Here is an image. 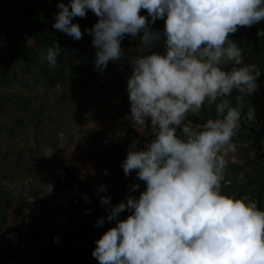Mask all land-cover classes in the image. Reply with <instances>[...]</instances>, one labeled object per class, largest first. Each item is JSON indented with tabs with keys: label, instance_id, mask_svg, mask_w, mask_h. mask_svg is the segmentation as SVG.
<instances>
[{
	"label": "clouds",
	"instance_id": "clouds-1",
	"mask_svg": "<svg viewBox=\"0 0 264 264\" xmlns=\"http://www.w3.org/2000/svg\"><path fill=\"white\" fill-rule=\"evenodd\" d=\"M56 8L52 28L74 40L82 38L74 18L89 10L98 18L84 29L95 48L93 70L103 74L110 61L128 60L126 118L153 137L142 147L133 139L120 164L125 177L134 171L144 182L139 195L132 193L140 184H131L113 205L110 195L99 196L106 186L97 189L107 216L94 226H115L94 241L91 256L98 264H264V208L248 195L221 192L233 137L242 124H257L244 96L260 87L255 65L242 63L243 49L229 34L264 21V0H68ZM157 19L162 31L150 27ZM126 35H139V55L123 51ZM161 43L162 54L153 50ZM60 55L54 41L41 58L55 68ZM234 90L235 105L228 99ZM206 105L215 106L216 117L192 119Z\"/></svg>",
	"mask_w": 264,
	"mask_h": 264
},
{
	"label": "trees",
	"instance_id": "trees-1",
	"mask_svg": "<svg viewBox=\"0 0 264 264\" xmlns=\"http://www.w3.org/2000/svg\"><path fill=\"white\" fill-rule=\"evenodd\" d=\"M61 2L67 4L68 0H0V67L20 66L21 71L29 72L32 67L37 66V70L45 82V90H49L63 81H74V79H78L77 76H80L79 81L83 83L87 78L94 76L95 73H98L97 83L103 93L116 88L118 81L112 74L106 73L111 61L104 69L103 74L93 70L95 48L91 45L92 37L85 33L84 29H91L98 18L90 10L84 18H74L72 22L78 23L82 32V38L74 40L59 30L52 28L54 23L53 16L58 11L56 4ZM143 13L147 14L146 10L141 9L139 14ZM150 27L154 31H162L164 21L157 19ZM229 38L236 42L243 51L255 47L264 49V21L251 27L239 26L236 33L229 34ZM54 41L59 44L60 56L71 60L72 67L68 76H64L61 67L51 72L44 63L37 65V61L42 60L41 53L45 52L46 48ZM253 61L251 63V65H255L253 74L257 76V83L260 87L251 96L247 97L245 95L243 102L246 105L250 103L255 108L257 124H242L236 136L233 137V141L239 144L240 149L244 153V162L246 164L248 159H250V152H252V160H250L248 165L250 172L244 183L240 178V171L226 167L225 180H229L230 185L223 187L221 192L236 197L248 195L256 200L264 173V152L262 149L264 144V62L260 56H255ZM4 80H6V76ZM236 95H239V93L234 90L232 96L228 97V99L232 100L233 105L236 103L234 100ZM22 100L24 106L20 109L27 110L28 104L36 100V97L34 95L27 96ZM3 107L4 105L0 103V112ZM210 117H216L214 105H206L198 117L190 118L203 122ZM90 135L92 136L93 134ZM91 149L92 154L89 159L100 155L101 150L99 148L91 146ZM120 149V143H116L113 154L104 160L103 168L107 174H103V181H108V183L116 187H121L124 193L131 184L138 183L140 184V188L137 190L139 195V192L144 190V182L135 179V177H125L121 173L120 163L123 157ZM21 197L19 193L13 194L12 192H7L0 197L1 221L6 220V217L9 216L15 217L21 212L24 205ZM93 200L100 201L99 199ZM261 208H264V192ZM45 209H47V218L49 219L51 212L48 204ZM89 209L91 211H87ZM98 212L103 213L105 211L98 206ZM95 215H97L96 211H93L90 207H85L81 210L75 222L82 231H74L71 236L66 235L61 243L63 246L66 245L65 250H58L60 246H55L50 242L49 234H51V231L54 232L55 229L50 226L48 220L36 221L24 230V218L20 216L10 246L0 251V264H42V262H46V264H88V259L91 257L93 250H83L74 254L70 251L68 244L74 237H83L86 234L101 232L100 227L94 226L97 221ZM127 215L128 212L125 211L123 215L120 214L119 219H125ZM22 231L24 232L22 233ZM43 233L47 236L46 241L41 239Z\"/></svg>",
	"mask_w": 264,
	"mask_h": 264
},
{
	"label": "rangeland",
	"instance_id": "rangeland-1",
	"mask_svg": "<svg viewBox=\"0 0 264 264\" xmlns=\"http://www.w3.org/2000/svg\"><path fill=\"white\" fill-rule=\"evenodd\" d=\"M121 47L127 56L139 55V35L135 38L126 35L121 42ZM153 50L162 54V43ZM255 56H260L264 62V49L255 47L243 51L242 63H253ZM42 63L47 65L46 61H37L38 66ZM57 63L58 65L55 68H50L47 65L49 70L53 72L61 67L64 76H68L72 67L71 60L58 56ZM19 67H0V103L4 105L0 112V158L3 157L0 160V197L7 192L18 194V190L25 187L26 174H29L25 172V169L29 166L30 160L24 156L23 151H32L27 150V148L32 147L31 144L35 145L37 149L39 145H43L48 150L50 149L51 141L58 143V147L55 150L57 154H60L59 158H57L59 159L60 170L56 174L55 181L59 173L64 171L65 183L69 176L74 171L76 172L78 167L76 164L77 159L82 161L81 156L83 154H85V162L88 165L93 163L87 154L88 151L92 152L91 146L101 150L98 157L103 163L115 151L116 143H120V151L124 159L127 154V148L133 139L139 138L141 144L138 147H142L146 140L153 138L150 134L141 136L126 118V114L130 111L126 85L127 77L131 74L127 59L111 62L106 73L112 74L116 78L118 86L104 93L98 87V73L87 78L83 83H80V76H77L78 79H74V81H63L56 84L53 88L45 90V82L40 76L37 66L32 67L29 72L21 71ZM5 76L6 80H4ZM35 77L37 78L34 79ZM32 95L36 97V100L28 104L27 110L20 109L24 106L22 99ZM17 121L19 122L16 123ZM50 125H52V128ZM44 126L46 128L50 127L49 132L48 135L45 134L43 138L41 137L39 141L38 130L44 129ZM93 128H99L100 131L94 130L91 133L93 134L92 136L90 134L84 135L88 129ZM8 129L10 130L8 131ZM82 135L83 137H81ZM51 136L55 139L51 138ZM38 142L39 144H37ZM234 143L236 151L235 153H229L230 159L227 168L240 171V178L245 183L250 172L248 165L250 160H252V152H250V159H248L246 164L243 151L237 142L234 141ZM86 145L87 147L84 149L83 147ZM262 149L264 152V144ZM67 151L69 152L66 154ZM32 152L31 154H34V151ZM64 154L65 156H63ZM67 164L70 169L68 171L67 167H64ZM48 170L44 164L41 174L47 173L49 176L51 172ZM121 173H123L122 168ZM128 177H135V172L133 171ZM44 178L46 177H41V179ZM55 181L51 185H54ZM107 183L108 181L103 183L107 188V191L103 193L111 196L113 205L119 203L129 194V189L124 193V190H121L120 187ZM66 186H68L67 183L62 187L64 194ZM116 191L120 192L119 198L115 197ZM132 194L135 195L136 193ZM34 210L35 208L32 209L34 212L32 218L26 222V225L24 223V230L36 220H48V216H45L44 211L37 215ZM124 213L122 212L121 215ZM41 214H44V216L41 217ZM98 214L101 213L98 212ZM19 219L20 215L6 217L4 221L0 220V251L10 246ZM32 219H35V221ZM104 224L105 226H115L113 222L106 221ZM68 225L69 223L63 228L57 229V231L54 230L55 233L49 236L53 245L60 246L58 250H65L66 245L63 246L61 243L66 235L65 229ZM58 234L61 235L62 240L59 243H54L53 237H57ZM46 237L43 233L41 239L46 241ZM76 248L80 249L81 246L77 245ZM92 261L93 264H98L95 258ZM42 264H46V262H42ZM90 264H92L91 261Z\"/></svg>",
	"mask_w": 264,
	"mask_h": 264
},
{
	"label": "crops",
	"instance_id": "crops-1",
	"mask_svg": "<svg viewBox=\"0 0 264 264\" xmlns=\"http://www.w3.org/2000/svg\"><path fill=\"white\" fill-rule=\"evenodd\" d=\"M50 126L52 128V125ZM49 128H50L49 126L47 128L44 126V129L38 130L39 141L41 140V137L43 138L45 134L48 135ZM94 130L100 131L99 128L88 129L84 135H89L93 133ZM81 137H83V135ZM51 138L55 139L53 136H51ZM51 142H52L51 146H49L50 149L48 150L43 145H39V148L37 149L35 145L31 144L32 147L27 148V150L34 151V154H31L33 153L32 151L30 152L23 151L24 156L30 160L29 166L27 167V169H25V172L29 173V174H26V180L24 182L25 187L21 190H18L24 202L21 212H19L20 214L18 215L24 218L25 225H26V222L30 220V218H32V215L34 213L32 209L34 208H35L34 211L41 210V211H44L45 216L47 215L45 208L49 202L50 195L45 190L44 186L52 184L55 181L56 174L60 170L59 169L60 168L59 159H57L59 158L60 154H57L55 150V148L58 147V143L57 142L53 143V141ZM37 144H39V142ZM87 145L83 148L85 149ZM51 147L54 148V150H52ZM68 152L69 151H67L66 154ZM87 154L88 156H91L92 152L88 151ZM84 155L85 154L81 156L82 161L77 159L76 164L78 165V167L76 168V172L74 171L71 174V176H69V178L67 179V182L64 183L63 181L62 183V187L66 185V183L68 185L64 188L65 189L64 192L67 196L68 203H69V208L67 212V223H66V225L68 223L69 225L66 228L67 230L65 229V234L68 236H71L74 231H77V232L82 231V229L78 226L75 220L79 217V214L83 208L90 207L93 211H96L97 215H95V218L97 220L102 216L104 217L107 216V212L105 211L106 206L101 204L100 201L97 202L96 200L95 201L93 200V199H99V196L108 195L107 193H103V192L99 193V196L96 195V192L99 186L106 182V181H103V178H102L103 174H105L103 163L101 162V159L98 157L99 155H97L91 160L93 161V163L88 165L87 162H85ZM63 156H65V154ZM44 164L46 165V168L49 169L48 171L51 172L49 176L47 175V173L41 174V170L43 169ZM68 164L64 165L65 168L67 167V171L70 170L68 167ZM43 176H45L46 178L41 179V177ZM115 193H116L115 197L119 198L120 192L116 191ZM135 193H136L135 195H138L137 191ZM85 195L89 197L90 199L89 203H85L84 201ZM98 206L102 207V210H104L105 212L98 214L97 213ZM44 214L43 215L41 214L42 215L41 217H43ZM32 220L35 221V219H32ZM36 221H39V220H36ZM113 223L115 224V221H113ZM110 227H114V226L112 225L105 226V224H103L102 226H100V229H101L100 233L94 232L93 234H86L83 237H77V238L74 237L73 240L70 241V243L68 244L70 247V251L75 254L83 250H94L96 246L94 241L99 239L100 236L105 231H107ZM53 233L55 232L51 231V234H49V236L52 235ZM77 245H80L81 248L77 249L76 248ZM92 259L93 257L91 256L88 259V264H90V261H92Z\"/></svg>",
	"mask_w": 264,
	"mask_h": 264
},
{
	"label": "built area",
	"instance_id": "built-area-1",
	"mask_svg": "<svg viewBox=\"0 0 264 264\" xmlns=\"http://www.w3.org/2000/svg\"><path fill=\"white\" fill-rule=\"evenodd\" d=\"M64 176H65L64 171L59 173L54 185H52L53 190L49 193L50 197H49L48 207L51 212V215L48 221L50 226L53 227L56 231L57 229L63 228L67 222V212H68L69 204L61 187L64 181ZM229 185H230V181L229 183L222 182L221 189ZM35 213L39 215L41 213V210H36ZM57 237H59V242H60L62 240L61 235L58 234Z\"/></svg>",
	"mask_w": 264,
	"mask_h": 264
},
{
	"label": "water",
	"instance_id": "water-1",
	"mask_svg": "<svg viewBox=\"0 0 264 264\" xmlns=\"http://www.w3.org/2000/svg\"><path fill=\"white\" fill-rule=\"evenodd\" d=\"M263 192H264V173L260 182V186L258 189V193H257V203H258V207H261L262 204V196H263Z\"/></svg>",
	"mask_w": 264,
	"mask_h": 264
}]
</instances>
